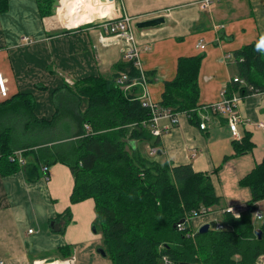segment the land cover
Listing matches in <instances>:
<instances>
[{"label": "crops", "instance_id": "0c3cea01", "mask_svg": "<svg viewBox=\"0 0 264 264\" xmlns=\"http://www.w3.org/2000/svg\"><path fill=\"white\" fill-rule=\"evenodd\" d=\"M38 1L9 0V10L0 14V73L8 80V100L20 93L34 95L36 116L45 120H52L59 110L84 112L89 101L83 98L78 109L65 86L72 87L88 77L110 76L114 66L123 62L122 43L109 39L100 26L102 21L92 25L97 18L109 19L114 14L131 17L140 49L149 47L141 56L152 98L138 89L143 103L152 99L161 103L165 85L175 78L180 58L205 55L199 77L200 103L203 108L219 104L229 84L238 77V69L233 68H237L234 52L264 34V0H217L208 9L202 8L203 0H60L64 12L59 19L54 15L43 18ZM156 18L165 22L155 28L137 27ZM80 27L83 29L59 34ZM26 37L33 43L27 44L23 40ZM201 41L207 46L205 51L197 48ZM227 55H233L234 60L227 61ZM238 110V139L227 116L211 109H204L202 114L209 117L207 130L202 131L181 114L179 124L159 139L157 161L172 167L190 164L195 172L208 174L221 199L213 212L189 223L193 231L221 222L222 209L248 205L252 199L251 190L241 187L240 182L264 161V129L260 128L264 123V95L245 97ZM65 113L63 121L67 124L62 123L72 127L71 114ZM171 126L168 119L160 122L162 129ZM247 135L253 150L231 157L232 142H242ZM148 146L151 152L148 143L137 144L144 156ZM49 177L30 183L23 171L13 175L0 171V264H89L85 259L96 258L95 250L100 246L94 249L93 245L101 236L92 232L94 200L71 204L74 178L67 166L50 167ZM68 208L73 219L62 234L59 227L63 224L56 228L51 221ZM255 209L259 216L254 223L260 226L264 222V200L257 202ZM68 246L73 253L66 258L69 252L62 249ZM255 264H264V256Z\"/></svg>", "mask_w": 264, "mask_h": 264}, {"label": "trees", "instance_id": "16d2710c", "mask_svg": "<svg viewBox=\"0 0 264 264\" xmlns=\"http://www.w3.org/2000/svg\"><path fill=\"white\" fill-rule=\"evenodd\" d=\"M55 2L38 1L43 18L54 15ZM8 10L9 0H0V14ZM63 12L60 6L58 15ZM81 29L61 30L59 34ZM259 40L234 52L238 77L254 91L231 83L228 97L237 92L247 97L253 92L264 93V55L256 51ZM204 58L205 55L180 58L176 76L166 83L159 103L162 108L186 114L199 128L204 113L199 84ZM113 69L110 76L88 77L72 87L65 86L77 101L71 103L76 107L78 103V109L83 98L89 101L84 112L71 113L72 127L63 121L65 112L70 110H59L52 120L39 119L34 95L30 93L1 102L0 171L4 175L23 171L27 182L36 183L50 178L45 167L67 166L74 178L71 204L94 200L93 227L101 235L100 247L112 264H163L166 257L174 264H255L264 256V222L255 225L253 216L255 204L264 200V161L240 182L241 187L252 192L249 210L240 218L221 216L225 226L222 231L212 225L207 233L200 234L186 223L180 230L178 225L188 215L204 210L211 213L221 199L208 174L195 172L190 164L172 167L156 160L161 136L153 130V113L139 99L141 88L122 89L117 82L121 72H135L125 62ZM17 119L23 120V128ZM50 131L58 135L47 137ZM139 142L157 150L155 158L144 156L137 147ZM232 145L231 157L249 153L254 146L249 135L242 142L234 140ZM72 219L68 208L56 217L59 223H51L53 227L63 224L59 232L64 234ZM62 250L69 252L66 258L72 256V247Z\"/></svg>", "mask_w": 264, "mask_h": 264}, {"label": "built area", "instance_id": "2783aa9c", "mask_svg": "<svg viewBox=\"0 0 264 264\" xmlns=\"http://www.w3.org/2000/svg\"><path fill=\"white\" fill-rule=\"evenodd\" d=\"M217 0H203L201 5L203 9L210 8L213 3ZM102 29L107 33L110 37L109 39H117L122 43V61L128 64H131V69L134 70L136 76H131L130 70L127 72H121L120 80L119 82L121 84H129L130 87H137L141 88L144 96L148 95L151 97L150 88L147 86L149 85L148 82V76L145 71L144 62L142 59V53L149 51V47H144V49H140L138 42H137V36L135 32V26L133 19L129 16H120V17H111L109 19H105L101 22ZM108 39V40H109ZM23 40L27 44H32L33 40L26 37L23 38ZM206 44L204 42H200L197 45V48H199L202 51L206 50ZM227 61L234 60L233 55H227L226 56ZM236 83H240L239 79L234 80ZM222 101L213 106L214 111H219L222 114L228 115L230 120V127L233 130L234 134L237 132V107L239 103L241 102V96L237 93H234L231 97H228L227 93L224 92L222 94ZM10 97L9 95V88H8V81L3 77L2 74H0V102H4L8 100ZM152 98V97H151ZM143 105V103H142ZM143 107L150 109L151 112H154L153 110L157 111L159 113V117H156L152 119L153 123V129L155 130V134H160V128H159V122L164 119H168L171 121L173 125L178 124L179 122V116L181 113H175L171 109L162 108L159 106L158 103L154 102L152 99L148 103H145ZM152 127V126H151ZM155 127V128H154ZM201 128H205V124L201 125ZM165 130H168V128H165ZM44 171L46 173H49V169L47 167L44 168ZM48 180V178H46ZM249 210V206H241V207H231L226 209L224 212L227 214H230L234 216L235 218H240L242 214ZM254 217H258L259 213L255 212L253 214ZM179 229L182 230L183 226L182 224L178 225ZM225 227L223 225H218L217 230H224ZM192 236H194V232L192 233ZM164 261L166 264H169L168 258H164Z\"/></svg>", "mask_w": 264, "mask_h": 264}, {"label": "bare ground", "instance_id": "6f19581e", "mask_svg": "<svg viewBox=\"0 0 264 264\" xmlns=\"http://www.w3.org/2000/svg\"><path fill=\"white\" fill-rule=\"evenodd\" d=\"M0 74H2V73H0ZM3 75V74H2ZM3 77L5 78V76L3 75ZM6 79V78H5ZM235 79H239V81H240V83H236L234 80ZM235 79H233V81H232V83H235V84H239L240 86H241V88H243V87H245L246 89H249V91H254V88L252 87V86H250V85H248L243 79H240L239 77H237V78H235ZM7 80V79H6ZM119 80H120V77H119V79H118V85L122 88V89H128V88H131L130 86H129V84H121L120 82H119ZM8 81V80H7ZM148 86V85H147ZM237 94H239L240 96H241V102L244 100V98L246 97L247 98V96H243L240 92H237ZM252 95H257V93L256 92H253V94ZM259 95H264V93L263 94H259ZM241 102L239 103V105L241 104ZM145 103H148V102H144L143 103V105L145 104ZM239 105H238V107H237V112H236V114H237V117H238V122H237V132H236V134H234V132H233V130H232V132H233V136L236 138V139H238L239 138V133H238V124H239V122H240V120H241V117L239 116ZM204 109H208V110H212L213 112H216V113H219V114H222L221 112H219V111H214L213 110V107H210V108H204ZM154 112H152L153 113V115H154V117H153V119L154 118H156V117H159V113L157 112V111H155V110H153ZM225 115V114H224ZM227 116V118H228V123H229V120H230V118H229V116L228 115H226ZM209 121V117L205 114L204 116H202V123H201V125L202 124H205V128L204 129H202L201 128V125H200V129L202 130V131H205V130H207V128H208V125H207V122ZM161 122V121H160ZM160 122H159V128H160V134H159V136H163L164 134H167V133H169V131L171 130V128H173V127H175V126H177L178 124H179V122H178V124H175V125H173L172 123V126L171 127H169L168 128V130H165V129H162L161 127H160ZM171 122V121H170ZM229 125H230V123H229ZM260 128L261 129H264V123H262L261 125H260ZM154 130V129H153ZM155 131V130H154ZM155 153H157V150H152V154H154L155 155ZM48 180H49V178H48ZM241 206H248V205H240V206H235V207H241ZM234 207V208H235ZM228 208H231V207H227V208H225V209H222V211H221V215H223V216H225V215H227V213H225L224 211L226 210V209H228ZM209 213H207V211L206 210H204L203 212H193V216H191V215H188L187 216V218H186V221L184 222V223H182V226H183V228L185 227V223H186V225L188 226V227H190L189 226V223L190 222H192L193 221V219H196V218H200V217H203V216H207ZM218 225H223L221 222H215L214 223V226H215V228H216V230H217V226ZM224 226V225H223ZM225 227V226H224ZM191 229V228H190ZM210 229H211V225H210ZM220 231H222V230H220ZM104 250V249H103ZM105 252V251H104ZM105 254H106V252H105ZM102 256V255H101ZM102 257H104V258H107V254H106V256H102ZM168 262H169V264H174L171 260H169V258H168ZM163 264H166L165 263V261L163 260Z\"/></svg>", "mask_w": 264, "mask_h": 264}, {"label": "rangeland", "instance_id": "374dc122", "mask_svg": "<svg viewBox=\"0 0 264 264\" xmlns=\"http://www.w3.org/2000/svg\"><path fill=\"white\" fill-rule=\"evenodd\" d=\"M56 2H55V6H54V16H55V18L56 19H59V17H58V10H59V8H60V0H55ZM112 17H116V14H114V16H112ZM103 20H105V19H102V20H100L99 18H97L96 20H95V22H93V23H96V22H101V21H103ZM194 30H195V27H194ZM233 68L235 69V71H237L236 69V67L235 66H233ZM150 88V87H149ZM150 90V93L152 94V90L151 89H149ZM71 113H73V110L71 109L70 111H69V113L68 114H71ZM71 117V115H69V118ZM9 121H11L12 122V119H9ZM17 121L19 122L20 121V125H21V127L23 128V120H20V119H17ZM56 135H58V133L57 132H54V131H50V132H48V134H47V137H49V136H56ZM41 139L42 140H44V137L42 136L41 137ZM145 152L147 153V156L148 157H150V158H155L154 157V154H152V152H150V149H149V146L148 147H145ZM257 217H255L254 219H256ZM92 232L94 233V235H96V236H101L100 234H98V233H96V232H94L93 231V228H92ZM101 239L102 238H100V240H99V242L98 243H96V244H94L93 245V248L94 249H96L97 248V246H101ZM100 248V247H99ZM99 248H97V252H98V249ZM96 252V250H95V256H96V258L93 260V261H91V259L90 260H87V259H85V262L87 263H89V264H92V262H94V264H96V263H102V262H104L105 261V264H112V261L110 260V259H108V258H104V257H102V256H100L98 253ZM81 259V261H83V257H82V255H81V257H80ZM104 260H103V259ZM80 261V262H81ZM79 264H81V263H79Z\"/></svg>", "mask_w": 264, "mask_h": 264}, {"label": "water", "instance_id": "95a60500", "mask_svg": "<svg viewBox=\"0 0 264 264\" xmlns=\"http://www.w3.org/2000/svg\"><path fill=\"white\" fill-rule=\"evenodd\" d=\"M101 2H109V3H113L115 0H100ZM165 22V20L163 18H156V19H152V20H148V21H144L141 23L137 24V27L140 29H147V28H155L157 26H160L161 24H163ZM210 230V225L206 224L204 225L200 230L199 233L200 234H205ZM93 231L96 232L95 227H93ZM257 234H261L260 230H257ZM98 253L102 256H106L104 250L102 248L98 249Z\"/></svg>", "mask_w": 264, "mask_h": 264}, {"label": "clouds", "instance_id": "9594fccd", "mask_svg": "<svg viewBox=\"0 0 264 264\" xmlns=\"http://www.w3.org/2000/svg\"><path fill=\"white\" fill-rule=\"evenodd\" d=\"M256 51L264 55V34L261 35L260 40L256 44Z\"/></svg>", "mask_w": 264, "mask_h": 264}]
</instances>
